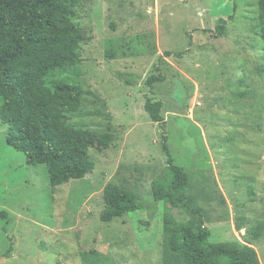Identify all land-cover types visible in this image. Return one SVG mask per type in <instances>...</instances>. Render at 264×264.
I'll use <instances>...</instances> for the list:
<instances>
[{
  "label": "rangeland",
  "instance_id": "1",
  "mask_svg": "<svg viewBox=\"0 0 264 264\" xmlns=\"http://www.w3.org/2000/svg\"><path fill=\"white\" fill-rule=\"evenodd\" d=\"M259 0H79L74 22L88 40L81 61L50 76L86 95L70 125L112 134L90 149L86 178L53 187L46 165H30L7 143L0 121V264H164L166 206L153 183L174 163L215 243H245L264 264V42ZM237 9L234 10V6ZM228 21L220 36V19ZM166 52L174 55L160 63ZM161 69L165 80H147ZM147 98L162 102L154 123ZM0 98V105H1ZM137 194L141 210L105 223L109 183ZM179 222L199 220L184 209Z\"/></svg>",
  "mask_w": 264,
  "mask_h": 264
},
{
  "label": "trees",
  "instance_id": "2",
  "mask_svg": "<svg viewBox=\"0 0 264 264\" xmlns=\"http://www.w3.org/2000/svg\"><path fill=\"white\" fill-rule=\"evenodd\" d=\"M79 0H0V121L8 127L7 143L23 152L30 165H46L53 187L71 180L86 178L94 171L90 149L95 144L108 149L112 134L103 135L75 128L71 116L81 109L86 92L75 85L59 83L49 87L46 80L65 74L80 61L81 46L87 42L86 31L73 18ZM258 27L264 42V0L258 1ZM237 5L234 6V10ZM228 19L221 18L217 27L220 36L226 34ZM174 55L166 52L165 58ZM165 80L161 69L147 80L153 88ZM163 103L147 98L145 110L151 120L162 126ZM163 148L168 155L170 175L153 183L157 201L166 206L164 216V264H262L254 248L263 232H249L245 243H215L205 227L202 215L194 208L188 193V172L174 163L164 136ZM105 223L141 210L137 194L116 183L107 184L104 191ZM184 209L200 216L199 220L179 222L172 214ZM1 218L6 214L0 212Z\"/></svg>",
  "mask_w": 264,
  "mask_h": 264
},
{
  "label": "crops",
  "instance_id": "3",
  "mask_svg": "<svg viewBox=\"0 0 264 264\" xmlns=\"http://www.w3.org/2000/svg\"><path fill=\"white\" fill-rule=\"evenodd\" d=\"M165 60H166V58H165Z\"/></svg>",
  "mask_w": 264,
  "mask_h": 264
}]
</instances>
